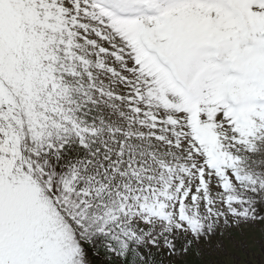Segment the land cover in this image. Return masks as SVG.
Returning <instances> with one entry per match:
<instances>
[{"label": "snow or ice", "instance_id": "6c2138e0", "mask_svg": "<svg viewBox=\"0 0 264 264\" xmlns=\"http://www.w3.org/2000/svg\"><path fill=\"white\" fill-rule=\"evenodd\" d=\"M257 225L264 0H0V264H218Z\"/></svg>", "mask_w": 264, "mask_h": 264}, {"label": "rangeland", "instance_id": "374dc122", "mask_svg": "<svg viewBox=\"0 0 264 264\" xmlns=\"http://www.w3.org/2000/svg\"><path fill=\"white\" fill-rule=\"evenodd\" d=\"M218 264H260L264 252V225L233 232L222 240ZM255 256V259L253 257Z\"/></svg>", "mask_w": 264, "mask_h": 264}]
</instances>
